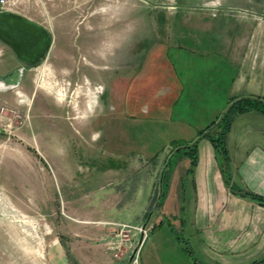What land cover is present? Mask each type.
<instances>
[{
	"label": "rangeland",
	"instance_id": "374dc122",
	"mask_svg": "<svg viewBox=\"0 0 264 264\" xmlns=\"http://www.w3.org/2000/svg\"><path fill=\"white\" fill-rule=\"evenodd\" d=\"M37 3L8 9L34 17ZM104 29L77 25L34 63L19 59L30 32L0 43V264H208L172 218L180 173L160 206L158 184L227 106L167 97L170 62Z\"/></svg>",
	"mask_w": 264,
	"mask_h": 264
},
{
	"label": "crops",
	"instance_id": "0c3cea01",
	"mask_svg": "<svg viewBox=\"0 0 264 264\" xmlns=\"http://www.w3.org/2000/svg\"><path fill=\"white\" fill-rule=\"evenodd\" d=\"M42 1L34 4V17L0 5V15L12 14L36 30L39 46L31 51L39 53L37 61L77 25L111 26L113 39L129 38L134 51L146 40L150 57L170 62L171 70L162 63L167 97L178 91L179 101L193 108L224 107L248 97L264 100L262 6H248L247 0H199L195 5L175 0H48L45 11ZM23 39L26 44L30 36ZM225 145L224 173L206 139L196 143L191 171L183 155L178 161L183 166L177 163L167 170L168 183L172 172L180 173L172 218L177 217L192 251L206 263L252 264L264 257V205L231 189L264 198V114L236 115Z\"/></svg>",
	"mask_w": 264,
	"mask_h": 264
},
{
	"label": "trees",
	"instance_id": "16d2710c",
	"mask_svg": "<svg viewBox=\"0 0 264 264\" xmlns=\"http://www.w3.org/2000/svg\"><path fill=\"white\" fill-rule=\"evenodd\" d=\"M248 111H257L264 114V100L258 97H248L231 101L225 111L215 122H212L203 130H201L197 134L196 138L189 144L184 146H175L174 153L182 150L183 156H185L189 160V170L191 171L196 161V143L200 139H206L211 144L215 153V157L219 161L222 172L224 173V168L227 162L225 142L229 126L236 115ZM164 164L165 167L161 171L159 176L157 206L161 205L162 200L164 199L166 194L168 186V172L166 168L170 165V159L168 158V160H166ZM231 192L235 195L248 198L260 205H264L263 197H259L242 190L236 191L231 189ZM149 213L150 212L148 211L145 214L144 219L146 218V216L148 217ZM252 264H264V257L259 261L253 262Z\"/></svg>",
	"mask_w": 264,
	"mask_h": 264
},
{
	"label": "flooded vegetation",
	"instance_id": "af4514ba",
	"mask_svg": "<svg viewBox=\"0 0 264 264\" xmlns=\"http://www.w3.org/2000/svg\"><path fill=\"white\" fill-rule=\"evenodd\" d=\"M17 32L18 34L23 31V32H30V41L27 42L23 47L28 48V50H25L27 48H23V52H21V57L19 58L20 61H25L27 63H34L35 60H37V56H39V53L31 51V49L34 47H37V43H35V37L36 36V30L29 26L27 23L23 22L16 16L12 14H1L0 15V41L3 42H8L9 40L12 39V34L14 32ZM27 33V32H26ZM19 38V37H17ZM22 43H24L22 41Z\"/></svg>",
	"mask_w": 264,
	"mask_h": 264
},
{
	"label": "built area",
	"instance_id": "2783aa9c",
	"mask_svg": "<svg viewBox=\"0 0 264 264\" xmlns=\"http://www.w3.org/2000/svg\"><path fill=\"white\" fill-rule=\"evenodd\" d=\"M12 4V3H11ZM0 5L1 6H5V8L4 9H7L8 8V6L10 5V1H8V2H5L4 0H0ZM118 226V228H119V230H123L124 228H128V226H126V225H117ZM117 248L118 247H110L109 245H108V249L109 250H117ZM114 257L116 258V255H114Z\"/></svg>",
	"mask_w": 264,
	"mask_h": 264
},
{
	"label": "water",
	"instance_id": "95a60500",
	"mask_svg": "<svg viewBox=\"0 0 264 264\" xmlns=\"http://www.w3.org/2000/svg\"><path fill=\"white\" fill-rule=\"evenodd\" d=\"M14 76H15V75H13V77H12V78H13V80L15 81V78H14ZM139 241L141 242V239H140Z\"/></svg>",
	"mask_w": 264,
	"mask_h": 264
}]
</instances>
